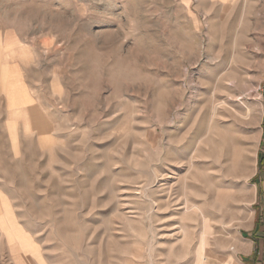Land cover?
<instances>
[{
  "label": "rangeland",
  "instance_id": "1",
  "mask_svg": "<svg viewBox=\"0 0 264 264\" xmlns=\"http://www.w3.org/2000/svg\"><path fill=\"white\" fill-rule=\"evenodd\" d=\"M263 121L264 0H0V264H242Z\"/></svg>",
  "mask_w": 264,
  "mask_h": 264
},
{
  "label": "crops",
  "instance_id": "2",
  "mask_svg": "<svg viewBox=\"0 0 264 264\" xmlns=\"http://www.w3.org/2000/svg\"><path fill=\"white\" fill-rule=\"evenodd\" d=\"M19 93H22V94L19 95ZM15 94H16V96H20L21 98H25L27 101H29V97L27 98L23 95L24 92L15 90ZM263 123H264V121H263ZM262 172H264V171H262ZM260 196L262 197V200H264V190L261 191ZM256 208H257L256 210H258V212L256 215V210L254 209L255 215L257 217L255 219V215H254L253 225H252V230H251L253 232V234H250V236H248V238L246 236L247 234L243 233V235H242L243 238H246V239H244L243 243H240V248L242 251H244L248 255L246 257H241L242 264H264V209L261 213L260 210L258 209V207H256ZM257 236H259V238H256ZM207 255L208 254H205V257ZM195 256H196V253H195ZM230 256L235 261L233 255H227V257L225 256V258H224L219 253H214L213 257H212V259H213L212 264H227V263L231 264ZM206 258H208V257H206ZM206 258L202 264H204V262L207 260ZM195 259H196V257H195ZM235 262L236 263H234V264H238L237 261H235Z\"/></svg>",
  "mask_w": 264,
  "mask_h": 264
},
{
  "label": "trees",
  "instance_id": "3",
  "mask_svg": "<svg viewBox=\"0 0 264 264\" xmlns=\"http://www.w3.org/2000/svg\"><path fill=\"white\" fill-rule=\"evenodd\" d=\"M258 164L261 168L264 167V154L259 155Z\"/></svg>",
  "mask_w": 264,
  "mask_h": 264
}]
</instances>
